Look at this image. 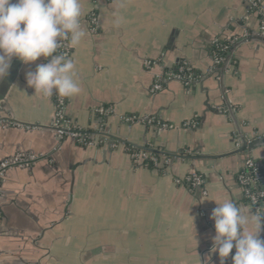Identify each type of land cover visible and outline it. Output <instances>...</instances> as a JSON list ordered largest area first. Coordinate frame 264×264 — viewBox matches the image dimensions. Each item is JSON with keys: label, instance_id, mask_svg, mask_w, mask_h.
Returning a JSON list of instances; mask_svg holds the SVG:
<instances>
[{"label": "crops", "instance_id": "crops-1", "mask_svg": "<svg viewBox=\"0 0 264 264\" xmlns=\"http://www.w3.org/2000/svg\"><path fill=\"white\" fill-rule=\"evenodd\" d=\"M80 2L88 35L70 59L81 92L66 98L65 114L79 128L95 130L101 121L95 109L112 107L101 123L119 147L60 140L50 126L54 94H35L26 80L51 57L23 63L0 108V163L29 160L0 181V264H233L232 253L222 261L213 251L211 217L225 199L249 207L236 181L248 156L264 167V146L249 151L242 142L264 135L258 18L244 0ZM227 38L231 48L245 43L222 82L223 65L208 70L214 43ZM182 64L199 82H170L150 92L161 73ZM129 116L154 124L129 126ZM126 146L164 152L173 161L160 173L134 163ZM190 174L203 178L205 195L175 184ZM258 238L264 241L263 221Z\"/></svg>", "mask_w": 264, "mask_h": 264}, {"label": "clouds", "instance_id": "clouds-1", "mask_svg": "<svg viewBox=\"0 0 264 264\" xmlns=\"http://www.w3.org/2000/svg\"><path fill=\"white\" fill-rule=\"evenodd\" d=\"M82 15L80 0H0V80L8 74L13 57L26 65L51 57L27 73L28 86L44 97L54 91L65 98L79 95L75 62L57 53L64 42L75 48L87 37ZM113 17L119 26V11ZM216 204L211 217L216 232L213 251L223 261L235 247L233 264H264V241L258 238L264 209L252 214L251 206L242 208L230 199Z\"/></svg>", "mask_w": 264, "mask_h": 264}, {"label": "built area", "instance_id": "built-area-1", "mask_svg": "<svg viewBox=\"0 0 264 264\" xmlns=\"http://www.w3.org/2000/svg\"><path fill=\"white\" fill-rule=\"evenodd\" d=\"M94 4H97L100 0H92ZM247 2L251 8V11L258 18V29L262 37H264V5L261 0H244ZM88 21L91 24V31H95V25L97 19L95 13L89 15ZM233 39L227 38L225 40L216 41L213 45L211 51V67L208 70V74H213L218 71L219 68L224 64L227 57L221 56V53L227 54L232 49ZM64 53L68 58H71L72 47L68 46V42H64V47L58 50V53ZM227 56V55H226ZM152 65L151 62H147L146 66ZM201 76L194 73L187 64L180 65L177 70H165L156 79V82L150 89L152 94H157L162 91L165 86L170 82H178L185 87H191L199 82ZM54 103L55 112L54 117L51 122V128L55 131L57 137L62 139H70L75 141L78 145L83 147L89 146H99L104 145L112 150L119 147L117 141H112L109 139V131L105 124L101 123L103 119L114 114V109L107 106H99L95 109V113L100 117L101 121L95 130H83L78 126L71 123L65 114L67 107V99L65 97H60L55 94L54 91ZM125 122L129 126L143 123L145 125H152L153 120L148 118H140L136 116H129L124 118ZM195 124H193L194 126ZM189 126V125H188ZM192 126V127H193ZM167 127V126H166ZM240 141L239 139H237ZM125 151L129 155L130 159L134 163H142L144 167L145 162L149 161L154 170L163 169L166 170L173 161V158L166 155L164 152L154 151L151 148L137 149L132 146L124 147ZM30 160H33L32 158ZM29 160H26V162ZM22 157H15L11 160H4L0 163V181L5 175V171L13 166H24L26 163ZM236 181L239 185L243 199L248 206H251L254 213L258 209H264V167L254 160L251 156H248L243 162L240 170L236 174ZM174 182L178 186H184L188 189H200L203 195L206 194L204 189V180L198 174H190L183 178H175ZM264 222V215H262V220ZM235 247L232 250V257L235 255Z\"/></svg>", "mask_w": 264, "mask_h": 264}, {"label": "water", "instance_id": "water-1", "mask_svg": "<svg viewBox=\"0 0 264 264\" xmlns=\"http://www.w3.org/2000/svg\"><path fill=\"white\" fill-rule=\"evenodd\" d=\"M13 2H15V0H13ZM21 27H23V25ZM245 40H247V39H245ZM258 41L264 43V41H261V40H258ZM243 43H245L244 40L239 41L230 50V52L228 54V57L226 58V60H225V62L223 64V68H222L223 70H222V74L220 76L222 82H223V78H224V73L230 66V63L232 61L234 52ZM22 65H23V62L19 58L13 57L11 59V66L9 68L8 74L2 80H0V108L5 107L8 91H9L11 85L16 80V78H17V76L19 74V70H20ZM223 89H224V87H223ZM2 121H3V119L0 118V123ZM242 142L244 144V147H248L249 151H253V150L257 149V148H260V147L264 146V135L258 136L256 139H254L249 144L246 143L245 139H242Z\"/></svg>", "mask_w": 264, "mask_h": 264}, {"label": "trees", "instance_id": "trees-1", "mask_svg": "<svg viewBox=\"0 0 264 264\" xmlns=\"http://www.w3.org/2000/svg\"><path fill=\"white\" fill-rule=\"evenodd\" d=\"M227 52H228V51H226L225 53H221V56H223V57L225 58L226 55H227ZM174 70H177V68L174 69ZM145 166H146L147 168H149V169L154 170L152 164H151L149 161H146V162H145ZM157 171H159L160 173H163L164 170H163V169H157Z\"/></svg>", "mask_w": 264, "mask_h": 264}]
</instances>
